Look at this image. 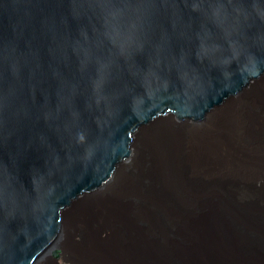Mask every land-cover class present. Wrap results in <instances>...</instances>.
I'll list each match as a JSON object with an SVG mask.
<instances>
[{
	"label": "water",
	"instance_id": "obj_1",
	"mask_svg": "<svg viewBox=\"0 0 264 264\" xmlns=\"http://www.w3.org/2000/svg\"><path fill=\"white\" fill-rule=\"evenodd\" d=\"M237 100L264 149V0H0V264L60 258L94 200L131 264H264V174L183 173Z\"/></svg>",
	"mask_w": 264,
	"mask_h": 264
},
{
	"label": "bare ground",
	"instance_id": "obj_2",
	"mask_svg": "<svg viewBox=\"0 0 264 264\" xmlns=\"http://www.w3.org/2000/svg\"><path fill=\"white\" fill-rule=\"evenodd\" d=\"M248 114L249 112L241 106V103L237 100L224 113L212 114L206 119L204 126L200 128L191 127L192 129L190 130L194 129L195 131L186 136L183 145L186 153H196L198 155L196 159L198 160L195 161H199L201 156H203V153L207 154L208 152H210V156L214 158L217 157L216 159L228 156L229 161L228 163H224V165L219 164V167H217L218 169L216 167L214 168L211 163L206 164L204 162H199L200 168H190L191 176H199L201 174L202 176L207 177L209 174L221 173L246 175L255 178L264 174V149L255 141L251 140L250 143L246 142L251 139L250 137L247 140H244V136L248 134ZM259 123L260 120L256 121V125ZM166 145V149L168 151L170 150L171 153H174V145L169 142H166ZM140 148L141 145H138V149L135 150L134 156L137 159L140 153ZM212 153L216 157L213 156ZM133 161L134 159H131L132 164L135 163V161ZM124 167L125 165L119 170L118 178L125 174L126 170ZM172 168L174 167L166 169L167 172L164 173H172ZM112 212H114L113 208L112 211H108L107 209L100 210V214L103 213L104 216L105 214L108 216L109 213L111 214ZM72 217V212L69 216L65 217L64 233L67 232V235L74 227ZM106 229L109 232L112 230L107 226ZM91 252L92 254L86 252L84 255H86L90 262H93L94 264H120L119 261L114 258L105 257L104 251L99 246L93 247ZM103 256L105 259L102 258ZM72 257L79 258V256L76 255H73ZM123 264H131V260H126Z\"/></svg>",
	"mask_w": 264,
	"mask_h": 264
},
{
	"label": "rangeland",
	"instance_id": "obj_3",
	"mask_svg": "<svg viewBox=\"0 0 264 264\" xmlns=\"http://www.w3.org/2000/svg\"><path fill=\"white\" fill-rule=\"evenodd\" d=\"M260 129L264 130V127ZM187 156H188L186 157L187 162L189 165L191 164L192 166L191 165L189 166L187 163L186 165L183 166L184 168L181 166V168L184 169L183 173L189 167L197 168V169L200 168L199 165L202 162L206 164L211 163L214 166V168L219 167V164H220V162L218 161L219 159L217 160L216 158L214 159V157L210 156V152H208L207 154L203 153V156H201L199 161H195V160H198L196 159V157H198L196 153L195 154L187 153ZM135 164L136 163H133L132 165H135ZM169 166L170 165H168V167ZM125 174H127L126 171H125ZM87 201L89 200H86L85 202ZM99 201L100 200H94L92 204H94L95 206H92L91 209L83 210L82 214L80 215L78 214L79 215L78 218L77 217L74 218V216L72 217L74 227L70 230L68 235H67V232L64 233L65 239L63 240L62 245L60 246V250H61L60 258H58L57 260L47 259L43 264H94L93 262H90L88 257H86V255L84 254L86 252L92 254L91 249L95 246H99L104 251L105 257L114 258L117 261H119L120 264H123L126 261V259H124V255H125L124 253L129 252L131 249H127L124 246L120 247L118 243V239H116L115 241L111 243L109 241H105L107 239V234L109 235L110 233L107 229H105L107 231L103 230V231H98L96 233L94 232V226L98 225V228H99V226L102 224L101 222L96 224V222L98 221L97 217H100L103 214V213L100 214V210L107 209L108 211H112V207L106 204L100 205ZM73 212H77V210L75 209ZM105 216L107 215L105 214ZM91 218H93L94 221L91 220ZM100 220L102 221V219ZM88 222H90L89 227H88ZM79 225H82V227L83 226L84 227L83 228L78 227ZM101 227L102 226H100V228ZM126 239H128L126 240V242L128 241L127 243L131 242L132 241L131 235L127 237ZM73 255L79 256V258L72 257ZM104 256L102 258L105 259ZM107 264H112V263H107Z\"/></svg>",
	"mask_w": 264,
	"mask_h": 264
}]
</instances>
